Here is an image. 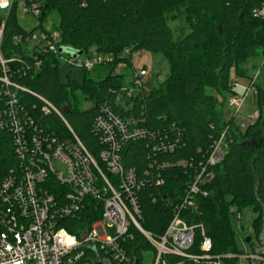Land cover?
<instances>
[{
	"label": "trees",
	"instance_id": "obj_1",
	"mask_svg": "<svg viewBox=\"0 0 264 264\" xmlns=\"http://www.w3.org/2000/svg\"><path fill=\"white\" fill-rule=\"evenodd\" d=\"M15 0L9 13L0 11V25L4 23L0 47L6 67L17 71L28 67L32 57L26 47L15 42L33 30H25L19 23L23 2ZM261 0H43L40 26L45 27L54 13L59 23L52 27L60 33L61 44L75 51L118 57L125 49L147 51L163 56L170 67L169 77L139 100L144 106L145 128L155 135L145 141L124 144L122 157L126 168L135 169L139 177L151 170V165L169 164L161 175L165 183L147 184L140 195L143 211L142 227L156 238L162 237L174 217V209L193 181L194 171L177 166L182 161L195 165L204 163L214 143L226 137L223 161L213 169L214 177L203 186L206 197H198L192 208L181 212L182 221L195 228L192 255L203 256V233L213 242L212 257L242 255L239 251L235 218L251 209L256 218L247 245L253 247V234L260 241L264 236V91L258 88L259 118L242 130L236 117L229 120L221 110L218 97L223 101L234 94L231 72L237 77L251 79L246 68L251 60L262 58L264 66V21L253 18L252 11ZM86 6L83 7L82 4ZM183 8L192 32L175 40L169 27L173 12ZM242 18L240 19V16ZM43 66L38 73L29 72L18 78L27 87L58 110L69 106L65 119L72 130L94 155L101 150L96 123L100 106L114 104L111 90L125 84L122 76H113L119 62L129 64L131 58L117 59L113 64L98 66L93 77L85 73L82 82L61 79L62 62L53 54H42ZM2 65L0 64V75ZM256 68V66H252ZM91 102L92 107L81 111L74 101L78 97ZM22 104L31 112L35 97L25 94ZM0 101V109H4ZM136 115H140L137 111ZM50 129L61 136L66 126L57 115L48 119ZM160 135V137L158 136ZM168 136L179 140L174 153H157L152 144ZM18 155L9 129L0 127V167L10 169L18 164ZM154 173V170H151ZM102 207L87 201L84 212L64 223V228L75 236L102 218ZM243 227V226H242ZM243 231V230H242ZM127 258L121 264H144L145 253L156 254L145 236L132 228L122 241ZM168 259V258H167ZM170 262L178 258L168 259ZM225 261V260H224ZM228 262V261H227ZM230 264H238L234 259ZM186 264H214L213 261L187 262Z\"/></svg>",
	"mask_w": 264,
	"mask_h": 264
},
{
	"label": "built area",
	"instance_id": "obj_2",
	"mask_svg": "<svg viewBox=\"0 0 264 264\" xmlns=\"http://www.w3.org/2000/svg\"><path fill=\"white\" fill-rule=\"evenodd\" d=\"M15 0H0V11L9 13ZM23 12L37 20L33 32L18 36L15 42L26 47L31 53V64L13 71L6 67L7 61L0 52V101L5 107L0 109V127L9 129L11 140L18 155V164L10 169L0 167V264H121L127 258L122 249V241L132 228L139 230L155 249L156 254L144 264H186L187 262L213 261L214 264H230L237 259L250 264H264V236L260 248L251 254L212 257V240L203 233L201 250L203 256L190 253L195 242V228L186 225L181 212L195 206L197 198L206 197L203 186L210 182L213 169L225 155L226 137L214 143L204 163L182 161L177 166L194 171L193 181L188 186L181 203L174 209V217L162 237L156 238L142 227L143 211L139 193L147 185H164L162 171L169 164L151 165L154 173L146 171L139 177L135 169L126 168L122 157L123 146L129 142L145 141L155 134L149 132L143 118L145 107L139 106L151 91L148 89L146 67H124L119 62L113 76H122L125 84L120 89L111 90L114 104L100 106L96 131L101 145L98 155H94L72 130L62 111L47 99L32 93L16 81V77H26L29 72L38 73L43 66L42 54H53L70 66L69 76L74 70L94 73L98 66L113 64L118 57L91 50L72 58L61 53L60 33L42 27L39 18L42 12L41 0L23 2ZM254 19L264 21V0L253 9ZM4 23L0 25V47ZM30 31V30H29ZM123 53L132 58L134 52L125 49ZM256 80L251 81L245 94L229 102L238 116L246 97L255 89ZM25 94L35 97L31 112L22 104ZM138 104V105H137ZM137 111L140 115H136ZM57 115L66 131L59 136L50 129L48 119ZM259 118L254 112L240 125L245 130ZM160 137V135H158ZM181 143L168 136L153 143V150L159 153H174ZM91 200L96 207H102V218L80 237L70 234L64 223L81 215ZM243 215L235 221L242 222ZM107 227L115 231L114 237L107 236ZM175 258L170 262L168 259ZM168 258V259H167ZM225 260V261H224ZM228 261V262H227Z\"/></svg>",
	"mask_w": 264,
	"mask_h": 264
},
{
	"label": "rangeland",
	"instance_id": "obj_3",
	"mask_svg": "<svg viewBox=\"0 0 264 264\" xmlns=\"http://www.w3.org/2000/svg\"><path fill=\"white\" fill-rule=\"evenodd\" d=\"M43 6V0H41ZM83 7L86 6L85 3L82 4ZM186 13L183 8H179L178 12H173L171 14V19L169 21V27L171 29V33L175 40L181 39L192 32L191 24L187 22ZM59 17L56 14H52L45 24L46 27L51 28L54 25L59 23ZM19 23L25 30H33L37 25V20L32 17L31 15H26L23 12V5L21 6L20 13H19ZM92 50H95L94 47ZM129 58L124 53L119 55V59H127ZM263 59L258 58L255 60H251L246 67L251 79L244 78V77H237L236 72L233 69L231 72V80L233 81L234 86V94L230 95L228 99L223 101L222 97H218L219 102L223 104L221 106V110L224 112L225 118L229 120L232 116H234L235 109L228 106L229 102L233 100L235 97L240 96L242 97L246 89L250 87V83L253 80H256V83L259 85L260 89L264 91V66L262 64ZM120 64V63H119ZM131 67L142 68L146 67L148 70V89L149 91L158 88L170 75V67L167 63L166 59L157 54H153L147 51H135L132 58H131ZM252 66H256V68H252ZM124 67H129V64L125 63ZM61 70V79L64 83H68V79H72L77 82H82L84 79L85 73L81 70H74L73 76H69L71 68L68 64L63 63ZM94 73H87L88 77H93ZM257 96H258V88H255L247 97L244 102V106L238 116H236V122L239 125L244 123L254 112L258 111V103H257ZM78 105L81 111L88 110L92 107L91 102L84 101L83 97L79 96L78 101H74V107ZM259 112V111H258ZM64 114V113H63ZM65 117V114H64ZM66 118V117H65ZM256 218L255 214L251 209L247 210L243 217L242 222L234 221V227L238 233V242H239V251L242 254H251L254 252L255 249L260 248L259 241L253 234V247L247 245L243 242L244 237L248 234H252V223ZM243 226V227H242ZM243 230V231H242ZM107 236L114 237L115 231L107 227ZM152 253H145V261L149 262L153 258ZM243 264H250V261L244 260Z\"/></svg>",
	"mask_w": 264,
	"mask_h": 264
},
{
	"label": "water",
	"instance_id": "obj_4",
	"mask_svg": "<svg viewBox=\"0 0 264 264\" xmlns=\"http://www.w3.org/2000/svg\"><path fill=\"white\" fill-rule=\"evenodd\" d=\"M242 18V15L240 16V19ZM61 53H67L69 54L72 58H76L78 56H81L83 54V51H75L72 50L71 48H61L60 49ZM63 113L64 114H70L71 113V109L69 108V106H66L63 108ZM251 242V238L247 239V244H249ZM253 264H256L255 262H253Z\"/></svg>",
	"mask_w": 264,
	"mask_h": 264
}]
</instances>
